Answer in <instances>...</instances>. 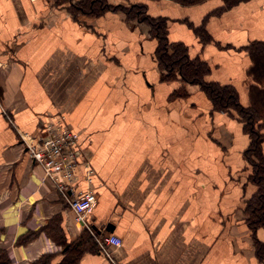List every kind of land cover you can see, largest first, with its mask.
Returning a JSON list of instances; mask_svg holds the SVG:
<instances>
[{"label": "crops", "instance_id": "crops-1", "mask_svg": "<svg viewBox=\"0 0 264 264\" xmlns=\"http://www.w3.org/2000/svg\"><path fill=\"white\" fill-rule=\"evenodd\" d=\"M52 2L0 0V249L8 264H37L45 256L48 264H264L239 220L241 195L253 192L235 180L247 175L242 124L210 114L197 91L189 103L170 101L177 84L159 81L149 60L137 67L153 40L138 35L136 25L127 29L106 12L87 28ZM146 3L150 15L195 25L211 9ZM206 29L214 43L205 46L182 23L169 24L168 38L186 42L191 55L208 61V79L234 84L247 105L249 58L233 48L264 41V0L212 15ZM122 31L132 54L120 49ZM60 115L95 170L97 205L87 221L122 239L109 256L21 142L20 133L37 134ZM77 176V189L90 187L84 167ZM257 236L264 241V228ZM48 241L60 249H43Z\"/></svg>", "mask_w": 264, "mask_h": 264}, {"label": "rangeland", "instance_id": "rangeland-1", "mask_svg": "<svg viewBox=\"0 0 264 264\" xmlns=\"http://www.w3.org/2000/svg\"><path fill=\"white\" fill-rule=\"evenodd\" d=\"M84 1H86V0H83V2ZM146 1L152 2V3H160L163 0H137V3L145 5V10L141 14H136V16L134 15V11H135L136 7L130 6L131 4L136 3L135 0H107V2L112 6V8L109 10H106L105 12L100 14L99 16L81 13V11L78 8H76V6L81 5L82 0H53L52 3L55 6H57L58 8L66 10L70 14V16L72 17V19L74 21H76L79 25L87 27V28L88 27L92 28L91 24L88 25V23H86L87 21H92L94 19H97V18L103 16L106 12H111L112 14H115L116 16H118L121 19L122 26L123 27L127 26V29H130L129 27L136 25L138 27L137 28L138 32H140V33H138V35H140L141 37H144V39H145V37H147L148 39L153 40L152 41L153 42L152 52H151V49L148 47V48H146L147 52H148V49L150 52H148L144 55L140 54L141 56H139V58H140L141 63L145 59L153 62L154 66H155V70L158 73L159 81L165 82V83H176L177 84V86L174 87L171 90L170 94L168 95V99L170 101L174 100V99H183V100H186L187 103H189V100L192 99L191 92L197 91V92H200L202 95H204L207 98V100L210 102V109H209L210 114L214 113V112L225 113V114L235 118L236 120H238L242 124V131L245 135H247L248 143L244 147V149L240 152V154H241V157L243 160V168L242 169H243V171L247 170V175L245 176V178L242 177L240 179H235V180H239V181L243 180L244 181L240 185L243 187V191L245 190V187L247 185L248 186L250 185V187L253 189V192L251 193V195L249 197H245L246 194L241 195L242 206H241V215H240L239 220L242 221L244 225H246V222H245L246 213L244 211L246 201L252 196V194L254 192H256L258 190V186L252 181V179H250V176L253 173V168H252L251 164H249V162L245 159L244 154H243L245 149L249 146L250 140L253 136H252V134L250 135V133L247 130H245V128H244L245 124L243 121L244 118L241 115L237 114L234 110H232V112L231 111L229 112L226 110L225 111L224 110H214L212 107V104H211V100L203 92V90L201 89V87L198 84H191V83L185 82L184 80H182L181 78H179L177 76H174L173 79H163V77L161 76L162 69H161V66H159V63H158V60L156 57V48L158 45V38L155 37V35L153 33V29H151V26L149 25L150 21H148V19H143V16L164 18L166 20V24H167V38H168L169 24L171 22H177L180 24L182 23L190 30L192 35L196 38V41L199 42V44L201 46H205V45L210 44L212 42L214 43L212 36L210 35L208 30L206 29V22L210 16L219 15L222 12L226 11L228 8L236 7L241 3L247 2V4L253 5L255 1L257 2V0H240L231 6L227 5L228 4L227 0H196V1H192V0H185V1L167 0V1H170L173 5H176L177 8L185 9L188 12L198 11L204 5H206L207 7H210L211 9L203 15L201 22H199L197 25L193 24L191 21H189V19H186V18L182 19V18L167 17V16H163V15H156V16L150 15L147 12ZM218 3H220V4L217 6ZM172 10L176 12V9L173 8ZM128 11H130V12H128ZM127 12H128V14H126ZM200 25H202V31L204 32V34H206L208 36V37H205L204 39H201V35L198 34V33H201V31L200 32L198 31V33H197V29H198L197 27H199ZM128 33L129 32H123V31L120 33V35L122 37L120 49H121L123 55H124V53H128V54H130L131 52L133 53L132 49L127 46L129 43V41H128L129 34ZM125 34H128V36L125 37ZM168 40L170 42H181V43H183L187 47V51H188L189 56L191 58H199L200 60L204 61L208 65V68L210 71V66H209L208 61L205 60L202 56H199L197 54L194 56L191 55L190 51H189L190 47L186 42H184L183 40L172 41L169 38H168ZM252 41H262V40H249L247 43H245L244 45H242L238 49L231 47L229 44L221 45L219 43L218 45L221 46V47L219 46V49H231V48H233L235 51L242 53V54H245L249 58V65L246 69V74H247L246 85H247V91H248V99H247L248 103H247V105L242 104L240 102L239 96H238V100H239L241 105H243V106L251 105L252 107H254L257 110V117L259 119L255 120L254 128L260 129L259 131L264 133V67H263L264 65L260 64L261 60L259 61V60H257V58H253L252 52H251L252 50L247 48V46ZM144 42H145V40H144ZM143 66H144V64L142 63V64L138 65L137 67L139 69V68H143ZM209 71H208V73H209ZM208 73L205 77L206 80H210V79H208ZM210 81H213V80H210ZM221 84H230L238 93L237 87L234 84H232V83H221ZM60 118L63 119V117L61 115H60ZM74 132L77 135L78 144H79L80 148H82V145L80 144L79 135L76 131H74ZM263 142H264V135H263V139L261 142V149H262V153L264 155ZM82 149L85 150L84 152H86V154L89 156L87 149L86 148H82ZM254 161L258 162V160H256V159ZM89 163H90V167L93 169L94 176H95V170H94V168L90 162V158H89ZM42 176L44 179H46L44 177L43 173H42ZM93 181H94V177L92 179V182L90 183L89 188H93ZM259 229H263V228L260 227ZM257 232H258V230H257ZM251 233L252 232L249 230V236L251 238L253 251L255 254V247H254L255 242L252 238ZM55 246L56 245L52 241H48L46 243V246L43 247V249L50 250V249H53ZM255 256H256V254H255ZM256 258H257V256H256ZM260 262H264V261H260Z\"/></svg>", "mask_w": 264, "mask_h": 264}, {"label": "trees", "instance_id": "trees-1", "mask_svg": "<svg viewBox=\"0 0 264 264\" xmlns=\"http://www.w3.org/2000/svg\"><path fill=\"white\" fill-rule=\"evenodd\" d=\"M238 1L240 0H227V5L231 6ZM81 3L76 8L83 14L99 16L106 10L112 8L107 0H86L84 2L82 0ZM130 6L136 7L134 11L135 16L145 10V5L137 2ZM143 19L150 21L149 25L153 29L155 37L158 38L156 57L162 69L161 76L163 79H173L174 76H177L185 82L198 84L211 100L214 110H226L229 112L234 110L244 118V128L253 137L243 154L253 168L250 179L258 186V190L246 201L244 207L246 213L245 222L252 232V238L255 242V254L259 261H264V241L259 240L256 236L257 230L260 227L264 228V155L261 149L264 133L259 131L260 129L254 128L255 120L259 119L257 117V110L251 105H241L238 100L237 91L230 84H221L217 81L206 80L205 77L209 71L208 65L199 58H191L188 54L187 47L183 43L170 42L168 40L167 24L164 18L143 16ZM197 28V33L201 31V33H198L201 35V39L208 37L202 31V25ZM247 48L252 50L253 58H257L259 61L261 60L260 64L264 65V41H252ZM255 159L258 162L254 161ZM8 262L9 257L7 253L3 249H0V264H8ZM37 264H48V257H43Z\"/></svg>", "mask_w": 264, "mask_h": 264}, {"label": "built area", "instance_id": "built-area-1", "mask_svg": "<svg viewBox=\"0 0 264 264\" xmlns=\"http://www.w3.org/2000/svg\"><path fill=\"white\" fill-rule=\"evenodd\" d=\"M0 112L5 113L0 105ZM23 147L29 159L40 167L44 177L63 195L75 221L85 226L95 238L101 252L109 256L110 246L119 247L122 239L114 234L102 235L87 221L97 204L93 188L84 190L75 187L78 169L85 170V180L91 183L94 177L90 167L89 156L80 148L76 133L62 118L47 122L37 134L20 133ZM55 246L50 251L59 250Z\"/></svg>", "mask_w": 264, "mask_h": 264}]
</instances>
